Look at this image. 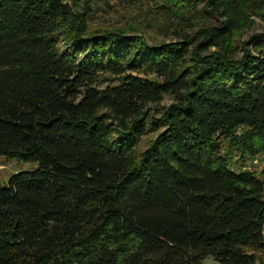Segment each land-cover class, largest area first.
<instances>
[{
    "label": "trees",
    "instance_id": "1",
    "mask_svg": "<svg viewBox=\"0 0 264 264\" xmlns=\"http://www.w3.org/2000/svg\"><path fill=\"white\" fill-rule=\"evenodd\" d=\"M75 1L0 0V157L37 166L0 180V264H264V179L223 155H264V35L228 45L264 0H162L219 22L158 45L89 32Z\"/></svg>",
    "mask_w": 264,
    "mask_h": 264
},
{
    "label": "rangeland",
    "instance_id": "2",
    "mask_svg": "<svg viewBox=\"0 0 264 264\" xmlns=\"http://www.w3.org/2000/svg\"><path fill=\"white\" fill-rule=\"evenodd\" d=\"M162 0H76L72 4L75 21L83 16L85 26L89 32L106 31L135 32L142 35L151 45L160 43H175L181 38L189 37L199 42L203 36V29L216 26L218 20L209 16L203 18L201 8L195 12V22L183 21L175 12L160 8ZM192 15L190 14V17ZM264 35V11L247 15L239 29L229 42V48L235 59H240L245 53L254 36ZM63 44V43H62ZM249 49L254 51L253 46ZM216 51V48L211 49ZM174 103L173 98L165 96L158 103L148 107L143 117L147 128L146 134L136 144L135 155L140 159L150 147L156 137L162 132V118L166 110ZM223 155L230 167L235 171L251 168V171L264 179V155L248 156L241 147L231 146L223 142ZM35 165L26 164L16 159L0 157V180L6 185L12 176L22 171H33ZM204 264H217L213 257L204 260Z\"/></svg>",
    "mask_w": 264,
    "mask_h": 264
},
{
    "label": "built area",
    "instance_id": "3",
    "mask_svg": "<svg viewBox=\"0 0 264 264\" xmlns=\"http://www.w3.org/2000/svg\"><path fill=\"white\" fill-rule=\"evenodd\" d=\"M245 170H246V171H250V172H252L250 167H249V168H246Z\"/></svg>",
    "mask_w": 264,
    "mask_h": 264
}]
</instances>
